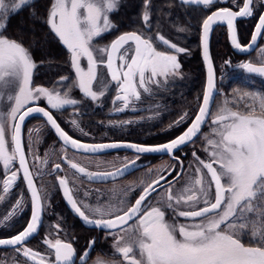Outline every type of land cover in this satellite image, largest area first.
Wrapping results in <instances>:
<instances>
[{"label": "snow or ice", "instance_id": "1", "mask_svg": "<svg viewBox=\"0 0 264 264\" xmlns=\"http://www.w3.org/2000/svg\"><path fill=\"white\" fill-rule=\"evenodd\" d=\"M219 2L181 0L182 4L205 8ZM32 3L33 0H0V100H5L9 109L0 113V161L4 169L11 173L3 181L2 190L8 193L18 179V171L22 170L32 202L31 219L26 228L9 239H0V246H12L32 264H74V259H81L83 264H87L89 252L95 246L94 240L89 241L86 251L77 257L73 244L58 238V234L54 240L44 239V244L52 250L47 256L26 246V242L37 233L43 212L42 196L35 186L22 144V125L27 117L38 114L45 118L63 144L73 149L99 152L123 146L134 149L138 155L149 152L174 155L181 146L192 142L200 134L202 125L210 119L212 129L205 137L208 147L204 149L208 159L192 154L197 166L194 174L179 189L168 181L163 193L157 192L161 181L167 179L157 175L147 183L142 182L141 192L132 204L121 200L115 205L81 206L69 187L67 176L58 177L59 186L63 188L72 209L86 224L108 230L114 242V254L121 257L118 261L97 258L93 264H264V95L244 92L239 97L245 101L242 108L230 107L225 101L215 115L209 112L215 91L212 62L208 55L209 32L213 25L226 23L232 33L233 46L239 51L251 50L257 45L258 37L264 39V15L259 16L255 34L251 36L252 43L247 47L238 41L234 21L253 14L254 0H246L239 11L220 8L203 20L204 58L209 73L202 106L186 131L169 143L158 146L83 144L68 135L50 111L29 106L37 104L42 98L51 109L58 111L78 103L69 96L71 89L61 94L43 86L33 87L32 72L36 65L31 53L20 42L3 34L7 24L3 18L18 13ZM118 5L119 0H54L46 22L69 52L76 75L75 86L91 100H99L105 95L107 83H99L100 91L93 90V84L97 82L98 63L104 64L118 90L115 100L121 101L123 108H127L134 100L140 99V89L150 92L149 85L160 86L171 77L180 76L181 65L177 54L184 53L186 49L157 34L155 39L167 49L158 51L153 37L137 32L121 34L110 45L94 48L93 40L114 27L109 15L118 10ZM150 19L151 0H143L142 21L149 28L152 26ZM178 30L183 32L185 29ZM94 51L100 52L104 58L97 61ZM82 58L87 60L86 70L80 63ZM117 61L120 63L117 64ZM238 67L249 74L264 76V63L257 66L246 62ZM64 80L67 77H61V81ZM183 120L184 117H181L180 122ZM72 123L77 122L73 120ZM65 159L75 170L74 176L78 173L89 178L122 175L136 163L133 160L112 172L93 173L70 158ZM17 160L19 169L13 171L11 166ZM55 168L59 170L61 165L56 164ZM174 179L179 182L178 177ZM154 192L156 197H152ZM3 198L0 196V200ZM22 207V201L18 200L13 214ZM83 209H87V214ZM169 210L173 218L183 217L191 222L166 219ZM55 227L60 228L59 225ZM52 255L54 261L50 259Z\"/></svg>", "mask_w": 264, "mask_h": 264}, {"label": "flooded vegetation", "instance_id": "2", "mask_svg": "<svg viewBox=\"0 0 264 264\" xmlns=\"http://www.w3.org/2000/svg\"><path fill=\"white\" fill-rule=\"evenodd\" d=\"M245 2L246 0H220L218 4L205 8L190 3L182 4L181 0H151L150 24L152 26L150 28L142 21L143 3L142 7L130 12L128 19L121 18L120 21L114 15L112 21L114 27L109 34L111 40L106 38L102 41H94L96 44L94 48L110 45L121 34L137 32L153 37V44L157 50L165 51L166 46L155 39L156 35L160 34L170 43L186 49L184 53L177 54L181 65L180 76L171 77L167 83L160 86L149 85L150 92L140 89V99L134 100L127 108H123L122 102L115 100L118 90L115 83L111 81L108 70L104 64L98 63L97 82L93 84V90L100 91L99 83H107L105 95L99 100L86 97L75 83H70V86L74 84L75 87L68 88V81L60 80L48 89H57L61 94L71 89L69 96L78 101L76 105H68L58 111L51 109L47 101L42 98L40 102L31 106H40L50 111L60 127L73 139L83 144L127 143L143 146L165 144L187 129L203 100L206 82L201 55L203 20L224 7L239 11ZM252 7L251 16L238 17L234 21L236 37L244 47L251 44V36L255 34L259 16L264 15V0H254ZM179 28L185 30L181 32ZM229 33L226 23H217L210 40V53L217 78V95L210 112L213 115L217 113L220 102L228 99L237 100L231 96L226 97L228 99L222 98L224 93H228L221 88L222 81L234 78L244 81L264 79V76L249 74L238 67L239 64L246 62L257 66L264 63V39L260 38L251 52L238 53L231 45ZM94 56L97 61L104 58L98 51H94ZM82 61L86 70V58H82ZM119 63L117 61V64ZM73 77L76 79L75 72ZM121 108L123 110H118ZM181 117H184L183 122H180ZM73 120L77 123L73 124ZM211 128L209 119L193 143L174 153L173 156L138 155L125 150L90 153L69 149L59 141L43 119H30L23 130V147L30 172L33 173L35 186L42 196L43 212L41 225L37 233L26 242V246L47 256L52 250L44 244V239L54 240L58 234V238L73 244L77 257L86 251L89 241H95L94 250L89 252L87 264H93L97 258L105 261L120 260L121 257L114 254V242L108 235V230L88 225L78 216L66 199L63 188L59 186L58 177H68L69 187L72 188L73 195L81 206L85 204L115 205L121 200L132 204L141 192L142 182L147 183L155 179L157 175L167 178L161 181L157 192L163 193L164 188L168 186V181H172L175 188L179 189L194 174L196 168L192 160V146L194 143L202 142ZM65 157L93 173L112 172L133 160H136V163L128 167L122 175L89 178L78 173L74 176L75 170L70 168ZM202 159L207 160L208 157ZM42 161L45 163L42 164ZM56 164H60L61 169L57 170ZM11 168L13 171L19 169L18 160ZM173 169L175 171H172ZM10 174L0 161V196L4 197L0 200V239H9L23 231L32 214L31 193L23 179L22 170L18 171V179L9 192H3V181ZM176 177L179 178L178 183L174 179ZM156 196L157 193L154 192L152 197ZM152 197L149 199L152 200ZM18 200L22 201L23 207L13 214ZM152 202L155 203V200ZM83 210L87 214V209ZM6 216L7 220L4 219ZM166 219L170 221L176 219L180 223L191 222L183 217L173 218L170 210L166 213ZM56 225L60 228L56 229ZM50 259L54 261V255ZM0 264H32V262L23 257L22 252H17L15 248L10 247L0 248ZM74 264H83V261L74 259Z\"/></svg>", "mask_w": 264, "mask_h": 264}, {"label": "trees", "instance_id": "3", "mask_svg": "<svg viewBox=\"0 0 264 264\" xmlns=\"http://www.w3.org/2000/svg\"><path fill=\"white\" fill-rule=\"evenodd\" d=\"M132 1L134 7L131 10L133 11L140 8L143 3V0H129V2ZM53 2L54 0H33L31 6H26L18 13L9 14L3 18L7 21L3 34L7 38L20 42L31 53L36 65L32 73L34 87L49 88L60 81L61 77L71 80L75 72L66 46L50 31L46 22ZM128 15L129 13L125 11L121 14V18L125 19ZM230 83L234 86H242L241 84H245V81L234 78ZM255 83V87L264 95V79L255 80ZM231 87L228 85L226 89ZM231 97L235 98L234 95ZM227 101L234 107L239 104L238 100L228 99Z\"/></svg>", "mask_w": 264, "mask_h": 264}, {"label": "rangeland", "instance_id": "4", "mask_svg": "<svg viewBox=\"0 0 264 264\" xmlns=\"http://www.w3.org/2000/svg\"><path fill=\"white\" fill-rule=\"evenodd\" d=\"M131 3V4H130ZM134 7V4H133V1L132 2H129V0H119V5H118V10H116V11H113L112 13H110V15H109V19H110V21H111V24L113 25L114 23H112V21H113V18H114V15H116V17H118V20H120L121 21V14L124 12V11H126V12H128L129 14H130V12H132L133 10H131L132 8ZM141 7H142V5H141ZM141 10V9H140ZM117 19V18H116ZM126 19H128L127 17H126ZM112 29V28H111ZM111 29L109 30V31H106V32H104V33H102V35L101 36H99V37H96L94 40H93V46H96V44H95V42L94 41H97V40H105L106 38H109L110 40H111V36L109 35L110 34V31H111ZM80 63H81V66L84 68V66H83V61H82V59H81V61H80ZM33 71H34V69H33ZM33 73V72H32ZM232 79H230V80H225V81H222V89H224L226 92L228 91V93H224V95H223V99L224 98H226V97H228V96H232V95H234L235 96V98L239 101V104H238V106L237 107H239V108H242V105H243V103L245 102L244 100H240L239 99V97L244 93V92H254V93H259V94H261V95H263V93L258 89V88H256L255 87V85H256V83H255V81H253V80H248V81H245V84L244 83H242L241 85L242 86H234V84H231L230 83V81H231ZM32 81H33V79H32ZM68 81V83H69V85H68V88H69V86L71 85L70 83H74V81H75V77H72L71 78V80H67ZM244 84V85H243ZM32 85H33V82H32ZM232 86L230 89H226V86ZM34 87V86H33ZM70 87H75L74 86V84L72 85V86H70ZM55 90H57V89H55ZM226 99H228V98H226ZM38 102H40V100L38 101ZM37 102V103H38ZM225 102V101H224ZM224 102H220L219 104H218V107H220V106H222L223 104H224ZM29 106H31V105H29ZM230 107H233V106H231V105H229ZM218 107H217V110H218ZM237 107H235V108H237ZM9 109H8V103L5 101V100H0V113H4V112H7ZM212 129V128H211ZM211 129L208 131V133L205 135V137L206 136H209L210 135V133H211ZM206 147H208V145H207V142H206V140H205V138L202 140V142H199V143H194V145L192 146V154L193 153H195L197 156H199L201 159L203 158V157H208V154L204 151V149L206 148ZM9 149H11V144L9 143ZM192 160L194 161V163H195V165H196V162H195V157L193 156L192 157ZM197 166V165H196ZM193 167V166H192Z\"/></svg>", "mask_w": 264, "mask_h": 264}, {"label": "water", "instance_id": "5", "mask_svg": "<svg viewBox=\"0 0 264 264\" xmlns=\"http://www.w3.org/2000/svg\"><path fill=\"white\" fill-rule=\"evenodd\" d=\"M215 25H217V24H215ZM215 25L212 26V29H211V31L209 32V37H208V55H209V58L211 59V62H212V71H213L214 84H215V91H214V95H213L212 101L210 102L209 112H211V110H212V107H213V105H214L215 98H216V95H217V78H216V73H215V69H214V65H213V61H212L211 53H210V40H211V35H212V32H213V29H214ZM229 32H230L229 35H230V42H231V45H232L233 49H234L236 52H238V53H249V52H251L253 49H255V47L257 46V45L254 46V47H253L251 50H249V51H239V50H237V49L233 46V44H232V33H231L230 30H229ZM259 39H260V37H258L257 44H258ZM251 43H252V42H251ZM201 55H202V61H203V65H204V68H205V74H206V82H205V89H204V92H205L206 87H207V80H208L209 69H208V63L205 61V58H204V49H203V31H202V34H201ZM255 75H258V74H255ZM258 76H260V75H258ZM202 103H203V100H202ZM202 103H201V106H202ZM201 106H200V107H201ZM31 107H35V106H31ZM39 107H40V106H39ZM198 111H199V110H198ZM197 114H198V112H197ZM197 114H196V115H197ZM32 118H40V119H43V120L46 122V119H45V118H42V117L39 116L38 114H33L32 116L27 117V118L25 119L23 125H22V144H23V130H24L25 124H26L27 121H29V120L32 119ZM205 124H206V122L202 125L200 133L202 132V130H203ZM48 126L50 127V125H48ZM189 126H190V125H189ZM189 126H188V127H189ZM50 128H51V127H50ZM51 129H52V131L55 133V135L57 136V138L59 139V141L63 144V141L58 137V135H57V133L55 132V130H54L53 128H51ZM184 131H186V129H185ZM184 131H183V132H184ZM183 132H182V133H183ZM182 133H181V134H182ZM181 134H180V135H181ZM180 135H179V136H180ZM198 136H199V134H198ZM198 136H197V137H198ZM177 137H178V136H177ZM177 137H176V138H177ZM197 137H194V138H193V141H194ZM176 138H174V139H176ZM193 141H192V142H189V143H187V144H185V145H183V146H181L179 149H177V150L175 151V153L178 152V151H180V150H182V149H184L185 147L189 146L191 143H193ZM169 142H170V141H169ZM169 142H167V143H169ZM121 145H127V143H126V144H121ZM161 145H162V144H161ZM157 146H158V145H157ZM66 147H68L69 149L74 150V151H76V152H84V151H82V150H76V149H73V148H71V146H66ZM23 148H24V147H23ZM120 150H125V151H130V152H134V153H136L134 149L129 148V147H123V146H122V147H117V148H107V149H104V150L99 151V152H113V151H120ZM90 153H92V152H90ZM143 154H145V155H154V156H158V155H163V156H173V154H165V153H160V152H149V153H143ZM18 163H19V161H18ZM26 183H27V182H26ZM10 247H12V246H0V248H10Z\"/></svg>", "mask_w": 264, "mask_h": 264}]
</instances>
